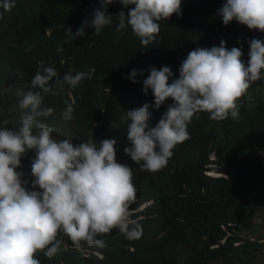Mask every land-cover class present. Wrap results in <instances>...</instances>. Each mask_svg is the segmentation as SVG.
Wrapping results in <instances>:
<instances>
[{
    "label": "clouds",
    "instance_id": "9594fccd",
    "mask_svg": "<svg viewBox=\"0 0 264 264\" xmlns=\"http://www.w3.org/2000/svg\"><path fill=\"white\" fill-rule=\"evenodd\" d=\"M15 2L0 0V27ZM115 2L125 8L115 14L114 43L122 41L121 31L130 27L142 45L157 47L151 52L163 61L159 69L151 67L143 80L137 77L145 75L149 66L133 68L126 77L138 81L140 89L143 85L145 94L150 90L154 104L136 102L122 93L116 94L117 101L101 99L99 92L91 94L89 110L78 107L72 93L71 101L54 104L47 95H56L65 85L75 88L86 74L68 72L60 77L43 62L33 72L31 48L21 45L6 54L0 48L1 67L13 69L0 71V105H4L3 111L0 108V264H41L38 253L52 258L62 246L89 256L85 244L103 247L105 241L99 237L113 229L126 238H138L137 222L153 204L139 203L141 170L165 169L177 149L181 159L189 162L191 154L204 155L201 142L205 141L211 160L207 167L216 166L219 171L218 152L206 147L207 138L219 133L200 132L196 145L188 146L193 120L200 112L212 121L238 119L243 99L247 104L253 92L264 98V40L253 35L242 39L211 36L209 46L195 49L188 41L181 65L166 60L173 46L160 34V21L174 13L181 16L182 0H99V7L92 15L90 8L75 33L73 27L65 28L66 35L84 37L87 28L101 33L113 23L108 6ZM129 5L133 6L128 9ZM217 15L225 25L235 20L264 32V0H224ZM21 76L33 90L24 91L18 100L19 114L6 109L2 95L12 92ZM106 92L115 93L112 88ZM168 99L162 116L155 114L151 108L159 109ZM95 110L98 117L92 118ZM109 112L108 122L123 129L104 122ZM82 116L88 118L87 130ZM62 126L69 127L64 139ZM143 204L147 205L139 211ZM93 252L104 256L102 248Z\"/></svg>",
    "mask_w": 264,
    "mask_h": 264
},
{
    "label": "trees",
    "instance_id": "16d2710c",
    "mask_svg": "<svg viewBox=\"0 0 264 264\" xmlns=\"http://www.w3.org/2000/svg\"><path fill=\"white\" fill-rule=\"evenodd\" d=\"M223 3L224 0H182L181 16L174 13L170 19L160 21V34L169 42L173 40L167 42L173 46L167 61L181 65L187 54L180 56L188 41L193 49L207 47L212 42L211 36L227 34L242 39L253 35L252 38L264 40V32L249 29L235 20L225 25L217 15ZM97 7L99 0H16L3 17L0 48H5L4 54L21 45L31 48L33 72L43 62L53 66L60 77L68 72L86 74L75 88L65 85L63 91L48 95L55 104L71 101L72 93L76 105L89 110L91 94L98 92L101 99L117 101L116 94L122 93L136 102L142 99L154 104L150 90L145 94L143 85L140 89L138 81L133 83L126 77L133 68L145 70L149 66L145 75L137 77L143 80L151 67L159 69L163 61L151 52L157 47L142 45L130 27L129 31H121L123 40L114 43L111 30L118 24L116 11L125 8L122 4L115 2L108 6L113 23L101 33L95 34L94 28H87L84 37L66 35L65 28L73 27L75 33L87 19L90 8L92 15ZM11 70L0 65V71ZM110 88L115 93H107ZM249 99L247 104L243 99L238 119L212 121L200 112L191 124L188 146L196 145L202 136L200 132L212 129L219 133L213 139L207 138L206 147L218 152L219 171L226 173L225 177L205 174L211 163L210 154L203 146L205 141L201 142L204 155L191 154L189 162L181 159L177 149L165 169L156 173L144 171L139 184V203L153 201V204L143 212L145 218L137 222L141 232L138 238H126L113 229L99 237L105 241L103 247L85 244L89 256L77 248L62 246L52 258L38 253L41 264H264L257 257L264 248V231L247 225L250 203L262 204L264 209V98L253 92ZM169 104L168 99L159 109H151L162 116ZM110 113L104 122L123 129L122 125L108 122ZM90 116L97 118V111H92ZM87 120L82 116L85 130L89 128ZM253 194H258V198L252 202ZM239 241L241 244L236 245ZM94 248H102L104 256L94 254Z\"/></svg>",
    "mask_w": 264,
    "mask_h": 264
},
{
    "label": "rangeland",
    "instance_id": "374dc122",
    "mask_svg": "<svg viewBox=\"0 0 264 264\" xmlns=\"http://www.w3.org/2000/svg\"><path fill=\"white\" fill-rule=\"evenodd\" d=\"M22 77V78H21ZM17 83L15 84L13 91L10 92L9 90L4 92L2 95V99L5 100V106L6 109L8 111H13L16 113L21 114V110L18 107V100L21 98V96L23 95L24 91H29V90H33L30 89L28 87V80L27 78L21 76ZM9 94V95H8ZM71 95V93H70ZM47 97H49L47 95ZM51 99V101L54 103L52 97H49ZM55 104V103H54ZM3 107L4 105L1 104L0 108L3 111ZM62 131V139L66 138L68 132H69V127L68 126H62L60 128V132ZM212 170H210L208 167L205 170V174L212 176V177H225L226 173H220V171H217V169L215 168L216 166H212ZM141 170V169H140ZM163 169H161L162 171ZM219 170V169H218ZM144 171L149 172L147 170H141L142 174H144ZM156 172H160L155 171V172H150V173H156ZM258 198V194H253L252 195V202L255 201ZM252 204V205H251ZM147 204H143L141 205L138 210L141 211ZM263 205L259 204V203H250V208H249V219H248V223L247 225L249 226H256L258 228H261L262 231H264V224H263V220H264V209L262 208ZM262 223V226L260 227L259 224ZM257 257L259 259L264 260V248H262L259 252ZM213 264H220V263H213Z\"/></svg>",
    "mask_w": 264,
    "mask_h": 264
}]
</instances>
